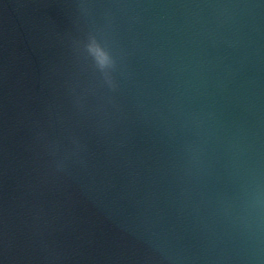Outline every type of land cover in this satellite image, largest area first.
Wrapping results in <instances>:
<instances>
[{"label":"water","instance_id":"water-1","mask_svg":"<svg viewBox=\"0 0 264 264\" xmlns=\"http://www.w3.org/2000/svg\"><path fill=\"white\" fill-rule=\"evenodd\" d=\"M0 264H264V0H0Z\"/></svg>","mask_w":264,"mask_h":264}]
</instances>
